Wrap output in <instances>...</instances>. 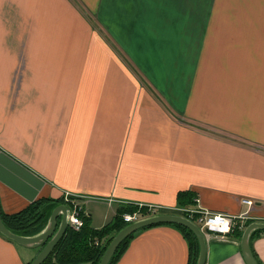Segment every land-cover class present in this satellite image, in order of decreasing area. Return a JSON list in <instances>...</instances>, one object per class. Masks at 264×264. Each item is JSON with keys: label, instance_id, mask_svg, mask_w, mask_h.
<instances>
[{"label": "crops", "instance_id": "0c3cea01", "mask_svg": "<svg viewBox=\"0 0 264 264\" xmlns=\"http://www.w3.org/2000/svg\"><path fill=\"white\" fill-rule=\"evenodd\" d=\"M228 1L0 0V211L79 196L93 228L124 204L264 221V0ZM203 233L204 264H246L241 234ZM249 246L264 264L263 229ZM192 251L162 223L115 264ZM36 252L0 233V264Z\"/></svg>", "mask_w": 264, "mask_h": 264}, {"label": "trees", "instance_id": "16d2710c", "mask_svg": "<svg viewBox=\"0 0 264 264\" xmlns=\"http://www.w3.org/2000/svg\"><path fill=\"white\" fill-rule=\"evenodd\" d=\"M177 198L179 205L192 204L194 202L192 194L185 191L179 192ZM162 212L183 214L177 210H158L143 206L137 207L136 205L124 204L115 209L114 214L111 215L102 227L93 228L90 226L88 218L80 212L82 225L78 229L68 225L64 234L57 241L54 248L41 264H98L100 257L112 236L129 223L123 219L125 213H136L138 217H143ZM49 215L50 214H46L43 199H37L22 210L12 214L1 212V218L4 225L12 232L21 235H34L40 232L45 227ZM165 224L177 226L186 235L189 239L191 248H193L189 264H195L198 255V241L194 233L189 228L180 224ZM260 230L261 229H256V231ZM135 232L128 235L119 243L108 264L116 263ZM230 232L237 235L241 234L238 225Z\"/></svg>", "mask_w": 264, "mask_h": 264}, {"label": "water", "instance_id": "95a60500", "mask_svg": "<svg viewBox=\"0 0 264 264\" xmlns=\"http://www.w3.org/2000/svg\"><path fill=\"white\" fill-rule=\"evenodd\" d=\"M66 211L67 208L65 204L62 203L56 205L52 209L45 227L34 235H21L9 230L2 221L0 211V233L21 246L27 248H37L38 250L29 264H41L67 228L68 224L66 221ZM159 223H175L189 228L194 233L198 241V255L195 264L205 263V236L200 227L192 220L181 214L158 213L133 220L118 230L106 246L98 264H108L119 243L128 235L142 227ZM256 229L264 230V221H252L248 223L241 234L240 247L246 264H259L254 258L249 246V237Z\"/></svg>", "mask_w": 264, "mask_h": 264}, {"label": "built area", "instance_id": "2783aa9c", "mask_svg": "<svg viewBox=\"0 0 264 264\" xmlns=\"http://www.w3.org/2000/svg\"><path fill=\"white\" fill-rule=\"evenodd\" d=\"M65 201L68 202L66 211V220L68 225L78 229L82 225V218L80 212H83L82 205L83 200L79 196H65ZM243 203L251 204V200L242 199ZM152 209L151 207H149ZM183 212L184 216L195 221L204 230L210 231L215 235L225 234L231 231L235 226H239V220L245 219L247 215L245 213L240 214H226L215 213L201 208H175ZM137 214L123 215L125 221H131L137 218Z\"/></svg>", "mask_w": 264, "mask_h": 264}, {"label": "rangeland", "instance_id": "374dc122", "mask_svg": "<svg viewBox=\"0 0 264 264\" xmlns=\"http://www.w3.org/2000/svg\"><path fill=\"white\" fill-rule=\"evenodd\" d=\"M206 1V10H228L234 3H230L228 0H219V2L214 3V0H205ZM83 208V205H82ZM83 213V212H82Z\"/></svg>", "mask_w": 264, "mask_h": 264}]
</instances>
